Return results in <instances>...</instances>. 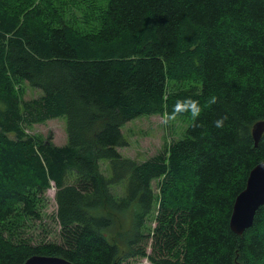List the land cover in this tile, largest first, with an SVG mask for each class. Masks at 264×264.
<instances>
[{
    "label": "trees",
    "instance_id": "obj_1",
    "mask_svg": "<svg viewBox=\"0 0 264 264\" xmlns=\"http://www.w3.org/2000/svg\"><path fill=\"white\" fill-rule=\"evenodd\" d=\"M24 82L41 93L24 97ZM186 98L201 111L176 116L190 119L180 137L124 156L127 122ZM60 116L63 145L27 131ZM259 120L264 0H0V264H264V206L243 234L230 228L264 161ZM53 186L59 241L7 239L18 205L37 215L36 191Z\"/></svg>",
    "mask_w": 264,
    "mask_h": 264
},
{
    "label": "rangeland",
    "instance_id": "obj_2",
    "mask_svg": "<svg viewBox=\"0 0 264 264\" xmlns=\"http://www.w3.org/2000/svg\"><path fill=\"white\" fill-rule=\"evenodd\" d=\"M186 84L189 85L188 82ZM22 86L26 98L35 97L41 93L40 89L31 86L28 82H24ZM165 116L167 115H142L127 122L123 130L128 144L120 148L124 156L143 161L163 150L172 140L180 137L190 123L188 118L176 117L165 125L163 123ZM27 131L45 138L52 137L58 145L68 142L66 116L33 124L28 127ZM103 162L109 165V161L103 160ZM106 163H103V169L108 166ZM105 172L108 174V169ZM113 188L120 193L124 190L122 185H114ZM153 188L156 192L158 191L157 180L153 181ZM55 192L54 186L42 192L36 191L38 197L36 202L37 215H28L22 209V204H19L11 220L13 223L7 225V230L4 232L6 238L14 243L26 241L32 244H41L49 241H59L61 226L56 217ZM151 224L154 226L156 223L151 222ZM122 264L153 263L147 258L128 256Z\"/></svg>",
    "mask_w": 264,
    "mask_h": 264
},
{
    "label": "water",
    "instance_id": "obj_3",
    "mask_svg": "<svg viewBox=\"0 0 264 264\" xmlns=\"http://www.w3.org/2000/svg\"><path fill=\"white\" fill-rule=\"evenodd\" d=\"M253 137L256 145L264 134V120L257 121L253 126ZM264 206V161L255 165L247 179L246 187L235 199L230 228L237 234H243L255 220L259 208ZM23 264H72L68 260L53 255H33Z\"/></svg>",
    "mask_w": 264,
    "mask_h": 264
},
{
    "label": "clouds",
    "instance_id": "obj_4",
    "mask_svg": "<svg viewBox=\"0 0 264 264\" xmlns=\"http://www.w3.org/2000/svg\"><path fill=\"white\" fill-rule=\"evenodd\" d=\"M216 98L213 97L211 100V103H215ZM200 107L199 102L192 100L191 98H186L183 101H177V104L173 106L172 113L165 116L163 123L167 125L171 120L175 119L177 115H179L182 112H190L192 116L198 117L200 115ZM227 119L226 116L220 117L214 121V125L217 128H223L224 127V121Z\"/></svg>",
    "mask_w": 264,
    "mask_h": 264
}]
</instances>
